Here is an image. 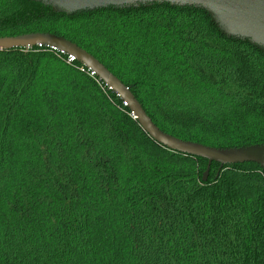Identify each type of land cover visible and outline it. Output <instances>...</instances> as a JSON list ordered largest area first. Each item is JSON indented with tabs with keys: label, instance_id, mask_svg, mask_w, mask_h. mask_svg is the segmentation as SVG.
<instances>
[{
	"label": "trees",
	"instance_id": "trees-1",
	"mask_svg": "<svg viewBox=\"0 0 264 264\" xmlns=\"http://www.w3.org/2000/svg\"><path fill=\"white\" fill-rule=\"evenodd\" d=\"M50 33L127 86L152 122L218 149L264 144V52L194 7L70 16L0 0V37ZM0 52V264H264V173L154 143L79 63Z\"/></svg>",
	"mask_w": 264,
	"mask_h": 264
},
{
	"label": "water",
	"instance_id": "water-1",
	"mask_svg": "<svg viewBox=\"0 0 264 264\" xmlns=\"http://www.w3.org/2000/svg\"><path fill=\"white\" fill-rule=\"evenodd\" d=\"M50 7L55 13L67 16L108 7L138 8L151 4H169L178 7H194L204 10L226 37L248 40L264 52V0H31ZM45 47L71 56L86 70L94 73L102 84L119 98L138 123L142 131L164 149L207 161L202 181H206L211 163L219 170L227 165L254 163L264 173V144L246 147L218 149L199 143L185 141L161 131L143 110L130 89L114 76L104 65L74 43L50 33H30L15 37H0V52Z\"/></svg>",
	"mask_w": 264,
	"mask_h": 264
},
{
	"label": "built area",
	"instance_id": "built-area-1",
	"mask_svg": "<svg viewBox=\"0 0 264 264\" xmlns=\"http://www.w3.org/2000/svg\"><path fill=\"white\" fill-rule=\"evenodd\" d=\"M38 48H42V47H38ZM44 48H45V47H44ZM46 49H48V48H46ZM28 50H30V49H27L26 51H28ZM49 50L52 51V52H56V51L51 50V49H49ZM56 53H58V52H56ZM59 54H61V53H59ZM61 55H63V54H61ZM66 57H67V58H66L65 62H66L67 64H72V63L76 62L75 59H74L73 57H71V56H66ZM80 71H81V72H86V73H88L89 76H91V77H94V76H95L94 73H92V72L89 71V70H86L84 67H83V69H80Z\"/></svg>",
	"mask_w": 264,
	"mask_h": 264
}]
</instances>
